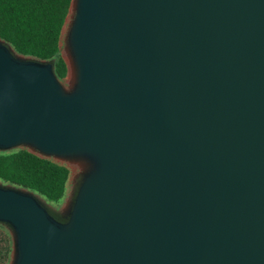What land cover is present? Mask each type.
I'll use <instances>...</instances> for the list:
<instances>
[{
	"label": "water",
	"instance_id": "water-1",
	"mask_svg": "<svg viewBox=\"0 0 264 264\" xmlns=\"http://www.w3.org/2000/svg\"><path fill=\"white\" fill-rule=\"evenodd\" d=\"M60 46L0 38V149L78 173L0 182L9 264H264V0H71Z\"/></svg>",
	"mask_w": 264,
	"mask_h": 264
},
{
	"label": "trees",
	"instance_id": "trees-1",
	"mask_svg": "<svg viewBox=\"0 0 264 264\" xmlns=\"http://www.w3.org/2000/svg\"><path fill=\"white\" fill-rule=\"evenodd\" d=\"M71 0H0V38L17 53L52 60L59 79L66 75L60 35ZM67 166L24 148L0 152V182L24 188L47 202L60 203L69 185ZM10 235V234H9ZM9 244L0 249V261L10 256Z\"/></svg>",
	"mask_w": 264,
	"mask_h": 264
},
{
	"label": "rangeland",
	"instance_id": "rangeland-1",
	"mask_svg": "<svg viewBox=\"0 0 264 264\" xmlns=\"http://www.w3.org/2000/svg\"><path fill=\"white\" fill-rule=\"evenodd\" d=\"M67 25V24H66ZM66 39H67V28H66V31H64L63 29V33H62V51L63 53H65V51L67 50V44H66ZM19 147H13V148H9V149H0V152H6V151H10V150H13V149H17ZM77 169H73L72 168V174H71V183L68 185L67 187V191H66V194L64 196V198L62 199V201H60V203L56 204L54 202H46V205L48 207H50V209L52 210V212L54 213L55 211H57V209H59V207L63 204V202H66L67 200H69L71 198V189L73 188V181L75 180V177L76 175L78 174ZM10 235H9V231L7 229V227L3 224H0V249L4 248V246L6 244H9V239ZM9 259H10V256L6 259V260H1L0 261V264H9Z\"/></svg>",
	"mask_w": 264,
	"mask_h": 264
},
{
	"label": "bare ground",
	"instance_id": "bare-ground-1",
	"mask_svg": "<svg viewBox=\"0 0 264 264\" xmlns=\"http://www.w3.org/2000/svg\"><path fill=\"white\" fill-rule=\"evenodd\" d=\"M69 64H70V77H74L73 64H72V62H69Z\"/></svg>",
	"mask_w": 264,
	"mask_h": 264
}]
</instances>
